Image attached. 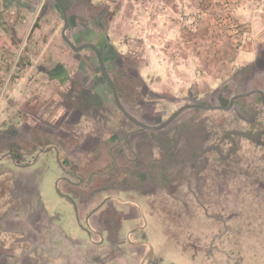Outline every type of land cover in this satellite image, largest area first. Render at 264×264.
I'll list each match as a JSON object with an SVG mask.
<instances>
[{
  "label": "rangeland",
  "instance_id": "rangeland-1",
  "mask_svg": "<svg viewBox=\"0 0 264 264\" xmlns=\"http://www.w3.org/2000/svg\"><path fill=\"white\" fill-rule=\"evenodd\" d=\"M65 1L69 7L73 3ZM106 1L108 7L75 4L71 26L85 20L107 23L100 30L108 32L107 72L127 112L158 127L185 106L198 108L163 129L143 130L118 109L112 89L101 73L99 78L95 74L100 68L94 70L85 60L88 66L51 94L69 110L84 113L83 125L62 124L66 133L78 135L66 139L61 160L53 150L56 154L39 161L42 188L32 205L25 203L30 199H25L26 184L21 182L14 193L22 200L9 204L14 201L9 189L15 186L8 183L9 168L1 169L0 198L6 203L1 226L22 223L10 222L13 216L58 213L59 228L91 242L95 234L81 210L85 204L72 195L67 181H59L73 172L79 179L72 180L82 181L79 189L92 186L84 192L86 201L105 192L96 190L104 179L100 184L108 197L117 198L108 202L111 225L128 242L152 247L146 264H264V0L99 2ZM93 27L76 34L77 41L81 37L90 43L91 33L98 31ZM8 52L9 60L13 51ZM248 54L254 56L248 59ZM6 83L2 79L1 88ZM89 134L103 139L104 154L98 151L91 160L74 157L72 149L93 147ZM36 141L53 143L52 138ZM8 142L0 141V162L9 152L24 162L27 146L17 143L8 150ZM78 165L82 171H76ZM5 252L0 249V262L11 258Z\"/></svg>",
  "mask_w": 264,
  "mask_h": 264
},
{
  "label": "crops",
  "instance_id": "crops-1",
  "mask_svg": "<svg viewBox=\"0 0 264 264\" xmlns=\"http://www.w3.org/2000/svg\"><path fill=\"white\" fill-rule=\"evenodd\" d=\"M60 1L66 9L67 16L69 15L68 38L77 47L85 41L81 42V37H79L80 42L77 41L76 34L84 35L85 31H89L95 26L98 31L91 33L93 39L89 42L96 47V50L88 48L76 53L64 41L65 18L62 8L55 0H0V88L2 79L8 78L10 72V63L4 53L6 50L9 51L8 53L18 50L22 46L26 48L22 60L25 76L9 83L6 89L7 96L0 105V141L9 140L8 150L17 143H21V147L22 145L27 146L24 162L17 161L10 152L5 154V159L0 162V179L5 177L2 175L1 169L9 168L8 183L15 186L9 189L11 190V199L14 200L13 202L9 200L10 205H16L22 200L14 193L17 188L16 183L19 182L26 184L25 199H30V202L24 199L25 203L27 205L34 204L31 199L34 195L40 196L42 188L40 183L41 170L37 168V165L40 164L39 161L47 153L49 156L52 152L56 154L55 151L61 160L66 139L74 140L75 136L78 135L75 132L66 133L63 125H58L66 106L64 107L65 104L62 100L56 98L58 96L52 99L51 94L59 88L62 91L72 80L77 69L84 70L88 66L85 60L91 63L93 69L100 68V71L94 69L96 76H98L97 73H102L101 60L104 63V68L108 70V32L103 31L104 34H102L103 32L100 31L102 25L106 26L107 23L98 21L96 24L85 20V22L79 21L78 24L75 22L76 25L71 26L72 16L70 15V9L75 4L80 7L82 3L83 6L89 2L91 5H98V3L102 5L103 3L108 7V2H99L104 0H71L73 3L69 7L65 0ZM28 4L36 8V11L32 12L29 8L24 7ZM37 16V21L33 22ZM31 22L32 25L28 31ZM74 28L79 31L76 33L69 31L70 29L74 30ZM27 32L29 39L27 38L28 40L24 42ZM252 56L254 55L248 54V59ZM239 61L240 59H238ZM250 63L246 65H250ZM83 65L86 67L83 68ZM237 65V68L240 69L241 66L239 65L242 63ZM95 78L98 79L99 76ZM21 108L27 110L22 115L19 111ZM66 110L69 109L66 108ZM50 138H52L53 143L52 141L46 142L43 146L36 141V139L45 141ZM102 140V138H93L90 140L94 142L93 147L79 148V150L74 148L72 155L79 158L83 157L82 160L85 157L90 160L95 158L98 151L103 155ZM82 170L83 167L78 165L76 171ZM68 174L72 175L67 177L66 174L62 175L59 181L65 180L72 187H78L82 184V181L75 182L72 180L79 179L78 175L73 172ZM93 182L94 180H92ZM100 183L96 190L105 192L93 202H86L84 193L90 191L91 185H85L80 189H69L71 192L77 191V198L83 199L80 203L85 205H81L84 206L81 210L85 216H88L87 221L95 234L91 242L85 244L78 236H69L59 228L58 224L62 216L58 213L54 216L31 213L27 218L13 216L10 218V222L15 223L17 220L22 222L17 225L12 224L14 227L11 225L2 227V217L0 216V249L11 254L10 259L0 262V264H108V259L114 260L113 264H146L153 252L152 247L145 243L128 242L127 239L121 237L122 232L119 227L111 225L108 202L117 200V198L108 197V191ZM34 187L36 190L31 191ZM111 203L113 202L111 201ZM2 205H6V203L0 198V215L2 208H4ZM77 215H79L78 212ZM5 241H8V244L1 246V243ZM16 258L18 260H14ZM148 264L155 263L149 262Z\"/></svg>",
  "mask_w": 264,
  "mask_h": 264
},
{
  "label": "water",
  "instance_id": "water-1",
  "mask_svg": "<svg viewBox=\"0 0 264 264\" xmlns=\"http://www.w3.org/2000/svg\"><path fill=\"white\" fill-rule=\"evenodd\" d=\"M57 2V4L62 8V12H63V15H64V18H65V26H64V29H63V39L64 41L73 49L74 52L76 53H79L80 51H82L83 49H87V48H92V49H95L96 50V47L93 45V44H84L82 46H78V47H75L74 44L72 43V41L68 38L67 36V30H68V16H67V12H66V9L63 5V3L60 1V0H55ZM25 8H29L32 12H35L36 11V8L32 7L31 5H25L24 6ZM99 54V52H98ZM101 57V55H99ZM101 66H102V69L104 71V76L108 79V82L110 83V85L112 86L113 88V92H114V97H115V101H116V105L118 107V109L124 114V116L130 121L132 122L133 124L137 125L138 127L142 128L143 130H151V131H156V130H160V129H163L164 127H166L167 125H169L173 120H175L180 114H182L183 112L187 111V110H190V109H195V108H198L197 106H194V105H189V106H185L183 108H181L180 110H178L173 116H171L166 122H164L162 125L158 126V127H151V126H148L146 124H143L142 122H140L139 120H137L136 118H134L132 115H130L127 110L123 107L120 99H119V95H118V92L117 90L115 89L114 87V84L112 82V80L109 78V76L107 75V72L104 68V63L103 61L101 60ZM254 93H258V92H254ZM263 95V94H262ZM244 95L242 96H238V97H234L231 101V106L234 104L235 100L239 97H243ZM263 99H264V96H263ZM227 109H230V108H227Z\"/></svg>",
  "mask_w": 264,
  "mask_h": 264
},
{
  "label": "flooded vegetation",
  "instance_id": "flooded-vegetation-1",
  "mask_svg": "<svg viewBox=\"0 0 264 264\" xmlns=\"http://www.w3.org/2000/svg\"><path fill=\"white\" fill-rule=\"evenodd\" d=\"M84 44H88V43H84ZM84 44H81V45H79V46H82V45H84ZM91 44V43H90ZM78 47V46H77ZM88 49V48H87ZM90 49H92V48H90ZM83 50H85V49H83ZM82 50V51H83ZM81 52V51H80ZM102 56V55H101ZM101 68H102V66H101ZM105 70H106V68H105ZM102 71V73H101V75H102V78L107 82V85H109V87L112 89V91H113V88H112V86L110 85V83L108 82V79L104 76V71H103V69L101 70ZM106 72H107V70H106ZM107 75H108V72H107ZM112 82H113V80H112ZM113 84H114V82H113ZM114 87H115V89L117 90V92H118V95L120 94V92H119V90L117 89V87L115 86V84H114ZM113 95H114V92H113ZM115 98V97H114ZM119 99H120V96H119ZM120 101H121V99H120ZM116 102V101H115ZM197 109V108H196ZM73 111H71V110H66V109H64L63 110V113H62V115H61V118H60V125H62L63 123H67V124H73L74 126H79V125H83L82 124V119L84 118V113H82V111L79 109V108H77V109H72ZM67 113V114H66ZM129 121V120H128ZM58 124V125H59ZM66 132V131H65ZM83 136V135H82ZM89 137L91 138V140L93 139V138H101L100 136H98V135H95V134H90L89 135ZM88 144V143H87ZM88 146V145H87ZM80 149H85L84 147H81ZM27 152V151H26ZM44 153H45V151H43ZM15 159H16V157H15ZM17 161H18V158L16 159ZM76 189V188H78V187H72L71 186V188L70 189ZM76 192L77 191H72L71 193H72V195H75V196H77V194H76ZM77 198V197H76ZM78 200H79V202L81 201V200H83V199H80V198H78ZM86 201V200H85ZM82 202V201H81ZM87 202V201H86Z\"/></svg>",
  "mask_w": 264,
  "mask_h": 264
},
{
  "label": "built area",
  "instance_id": "built-area-1",
  "mask_svg": "<svg viewBox=\"0 0 264 264\" xmlns=\"http://www.w3.org/2000/svg\"><path fill=\"white\" fill-rule=\"evenodd\" d=\"M23 50H24L23 47H21V49H19V50H14L12 52L13 55L9 56L10 58L8 61L11 65V67H10L9 76L7 78V83L0 90L1 91L0 92V101L4 97V94L6 93V89L9 85L10 81L13 80L14 77L21 76L24 73V69L19 65Z\"/></svg>",
  "mask_w": 264,
  "mask_h": 264
},
{
  "label": "trees",
  "instance_id": "trees-1",
  "mask_svg": "<svg viewBox=\"0 0 264 264\" xmlns=\"http://www.w3.org/2000/svg\"><path fill=\"white\" fill-rule=\"evenodd\" d=\"M16 159H17V157H16Z\"/></svg>",
  "mask_w": 264,
  "mask_h": 264
}]
</instances>
